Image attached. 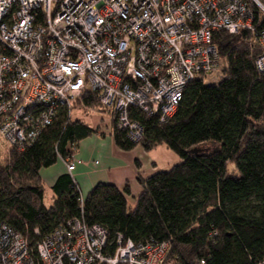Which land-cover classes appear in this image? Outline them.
<instances>
[{
  "label": "trees",
  "instance_id": "1",
  "mask_svg": "<svg viewBox=\"0 0 264 264\" xmlns=\"http://www.w3.org/2000/svg\"><path fill=\"white\" fill-rule=\"evenodd\" d=\"M258 19L259 27L264 26V15ZM256 36V28L215 32L213 41L224 61L218 80L195 77L188 82L167 122L131 107V118L142 127L138 142L129 140L112 122L110 134L120 150L149 151L163 144L180 158L170 168L149 175L140 173V163L135 161L141 187L135 197L128 182H99L82 197L66 172L50 187V204L44 201L40 170L58 158L71 157L83 138L103 134L70 117L72 108L102 107L94 91L84 92L70 107H60L51 123L23 149L8 145L0 160V224H8L33 245L75 218L103 226L110 252L118 233L134 243L167 242L162 264L263 260L264 70L254 63L260 51ZM193 148L197 151L189 153Z\"/></svg>",
  "mask_w": 264,
  "mask_h": 264
},
{
  "label": "built area",
  "instance_id": "2",
  "mask_svg": "<svg viewBox=\"0 0 264 264\" xmlns=\"http://www.w3.org/2000/svg\"><path fill=\"white\" fill-rule=\"evenodd\" d=\"M259 14L262 0H0V136L23 149L60 107L91 90L138 142L131 107L165 123L188 82L218 80L224 61L215 32L256 28L254 63L264 70ZM64 162L71 172L72 160ZM115 243L110 252L103 226L75 218L33 245L2 223L0 264H162L169 249L119 233Z\"/></svg>",
  "mask_w": 264,
  "mask_h": 264
},
{
  "label": "crops",
  "instance_id": "3",
  "mask_svg": "<svg viewBox=\"0 0 264 264\" xmlns=\"http://www.w3.org/2000/svg\"><path fill=\"white\" fill-rule=\"evenodd\" d=\"M107 112L111 116L108 110ZM91 127L98 128V131L103 132V134L92 133L78 142L72 156L69 157L74 165L71 172L67 171L62 158H58L54 164L42 168L40 176L44 185L51 187L58 175L67 172L77 183L82 197H85L90 189L99 182L116 185L128 182L132 196L135 197L141 190L136 181L135 161H139L140 168L138 171L144 175L162 170L154 159L147 154L148 152L140 147L130 151H123L116 147L110 134V126H107L105 130L100 125ZM8 148L9 146H7ZM131 201L133 202V200Z\"/></svg>",
  "mask_w": 264,
  "mask_h": 264
},
{
  "label": "rangeland",
  "instance_id": "4",
  "mask_svg": "<svg viewBox=\"0 0 264 264\" xmlns=\"http://www.w3.org/2000/svg\"><path fill=\"white\" fill-rule=\"evenodd\" d=\"M70 117L72 120L82 119L91 126L100 125L103 130H105L107 126H111L113 122L112 116L108 114L105 107L90 110L81 106L78 108H72V110L70 111ZM8 145L6 144L3 137L0 136V160L7 154ZM146 152H148L147 154H149L154 159L160 169H168L172 165L180 161L179 156L163 144L158 145L157 147ZM232 166V164H229V169H231ZM51 195L52 192L49 185H44V201L46 205L50 204ZM130 205L133 206V202H131Z\"/></svg>",
  "mask_w": 264,
  "mask_h": 264
},
{
  "label": "water",
  "instance_id": "5",
  "mask_svg": "<svg viewBox=\"0 0 264 264\" xmlns=\"http://www.w3.org/2000/svg\"><path fill=\"white\" fill-rule=\"evenodd\" d=\"M196 151H197V148H193V149L189 150L188 152L189 153H195Z\"/></svg>",
  "mask_w": 264,
  "mask_h": 264
}]
</instances>
